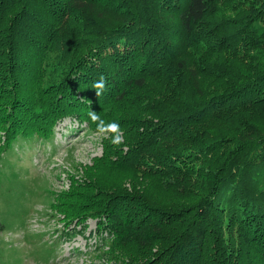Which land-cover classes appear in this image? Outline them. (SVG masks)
Segmentation results:
<instances>
[{"label": "trees", "instance_id": "obj_1", "mask_svg": "<svg viewBox=\"0 0 264 264\" xmlns=\"http://www.w3.org/2000/svg\"><path fill=\"white\" fill-rule=\"evenodd\" d=\"M91 111L131 128L116 168L198 201L155 215L113 198L63 211L67 228L94 217L138 264H264V0H0L6 143L66 119L97 126Z\"/></svg>", "mask_w": 264, "mask_h": 264}, {"label": "rangeland", "instance_id": "obj_2", "mask_svg": "<svg viewBox=\"0 0 264 264\" xmlns=\"http://www.w3.org/2000/svg\"><path fill=\"white\" fill-rule=\"evenodd\" d=\"M115 123L123 136L119 145L110 142L112 133H98L97 126L90 128L71 119L57 124L46 140L19 138L6 143L0 134V223L4 227L0 264H138L133 246L96 234L94 217H87L79 224L82 227L74 222L67 228L63 211L96 212L113 198L128 213L140 199L166 210L181 197L189 201L195 197L193 190L183 195L178 187L180 195L165 188L157 178L142 176L132 165L116 168L115 162H123L117 156L132 144V132L131 128L124 130L123 120ZM149 157L148 151L140 156ZM193 201L188 205L198 200ZM162 210H155V215L163 214ZM156 249L153 245L152 251Z\"/></svg>", "mask_w": 264, "mask_h": 264}, {"label": "clouds", "instance_id": "obj_3", "mask_svg": "<svg viewBox=\"0 0 264 264\" xmlns=\"http://www.w3.org/2000/svg\"><path fill=\"white\" fill-rule=\"evenodd\" d=\"M105 79L101 77L98 81L94 82L93 87L97 90L95 92L96 96H100L103 92V89L105 88ZM89 119L92 121V123L97 125V132L101 134L105 133H112L113 135L110 138V142L113 145H119L122 143V133H120L119 125L115 122L113 123H105L100 116L94 112L91 111L89 113Z\"/></svg>", "mask_w": 264, "mask_h": 264}]
</instances>
